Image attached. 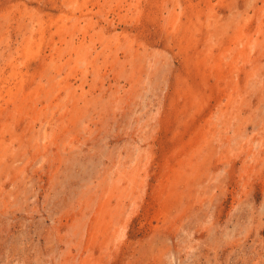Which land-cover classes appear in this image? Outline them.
Returning <instances> with one entry per match:
<instances>
[{
	"label": "rangeland",
	"instance_id": "obj_1",
	"mask_svg": "<svg viewBox=\"0 0 264 264\" xmlns=\"http://www.w3.org/2000/svg\"><path fill=\"white\" fill-rule=\"evenodd\" d=\"M0 264H264V0H0Z\"/></svg>",
	"mask_w": 264,
	"mask_h": 264
}]
</instances>
